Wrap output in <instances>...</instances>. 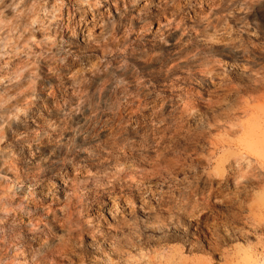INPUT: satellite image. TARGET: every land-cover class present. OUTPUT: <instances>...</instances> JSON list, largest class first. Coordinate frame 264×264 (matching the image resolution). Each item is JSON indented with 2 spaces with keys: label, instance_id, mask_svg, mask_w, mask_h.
I'll list each match as a JSON object with an SVG mask.
<instances>
[{
  "label": "rangeland",
  "instance_id": "1",
  "mask_svg": "<svg viewBox=\"0 0 264 264\" xmlns=\"http://www.w3.org/2000/svg\"><path fill=\"white\" fill-rule=\"evenodd\" d=\"M210 1L0 0V264H264V68Z\"/></svg>",
  "mask_w": 264,
  "mask_h": 264
},
{
  "label": "bare ground",
  "instance_id": "2",
  "mask_svg": "<svg viewBox=\"0 0 264 264\" xmlns=\"http://www.w3.org/2000/svg\"><path fill=\"white\" fill-rule=\"evenodd\" d=\"M212 2H214V4H212ZM212 2L210 1V3L212 4V6L214 5V6H218L215 10H218L220 13H221V15L223 14V13H227V12H229L228 14H232V18H230L231 20H227V18H228V16H223L222 15V19L219 21V23H217L216 22V20H215V22H214V20H213V18H214V16H213V18H211L212 20L210 21V19L209 20H206V24H205V27L204 28H201L202 29V31L200 30L199 31V36L198 35H196V36H198V37H204L205 39L207 38L208 39V37H210L211 36V34L209 35L206 31H209L208 30V28L210 29H213L214 30V33L213 34H218V32H219V30H220V32L222 31V32H224L223 34H220L219 35V38L217 37L218 35H216V37L219 39V43L220 44H224V47L223 48H225L226 46H229V47H231L230 48V51H232V52H229L228 54H230V55H227V56H229L228 58L232 61V64H234L235 66H237V67H239V65L240 66H246L247 68L245 69V70H247V71H249L250 73H252L254 70H256L257 68H258V70H262L263 68H264V59H263V57H264V49H263V47H261V46H259V45H257V43H254V41H252L253 39H256L257 41L262 37V35L264 34V33H262V30H264V21H263V19H264V15L260 12V10L262 9V10H264V0L262 1L261 0V2L259 1V0H257V1H255V0H212ZM243 11H246V13H243ZM216 12V11H215ZM194 14H195V11H194ZM214 14V13H213ZM196 16V15H195ZM197 16H198V14H197ZM210 16H212V15H210ZM198 18V17H197ZM206 18H208V17H206ZM216 18V17H215ZM205 19V18H204ZM216 19H218V18H216ZM199 20V19H198ZM219 20V19H218ZM232 25V27H230ZM205 28L207 29V30H205ZM217 28H219V30H217ZM204 29V30H203ZM211 32V31H210ZM231 32H233L234 33V36H232L231 35ZM258 32V33H257ZM257 33V34H256ZM258 35H259V39H257V37H258ZM227 36V37H226ZM211 37H213L214 38V36H211ZM196 38V37H195ZM194 39V38H193ZM199 39V38H198ZM197 39V40H198ZM206 39V40H207ZM211 40V39H210ZM193 41V40H192ZM195 42V41H194ZM258 42H260V41H258ZM188 44H189V42H188ZM191 44H193V43H191ZM197 44H198V42H197ZM194 46V45H193ZM200 46V45H199ZM199 46H198V48H199ZM220 46H222V45H220ZM194 47H196V46H194ZM193 47V48H194ZM192 48V47H191ZM190 48V49H191ZM192 48V49H193ZM220 48V47H219ZM228 48V47H227ZM191 49V52H194V51H196L195 50V48H194V50H192ZM229 50V49H228ZM197 51H199V49L197 50ZM226 52H227V50H226ZM197 53V52H196ZM198 53H201V51L200 52H198ZM197 53V54H198ZM195 56H196V54H195ZM226 56V57H227ZM192 59V58H191ZM190 59V60H191ZM195 59H198V58H195ZM192 60H194V59H192ZM191 60V61H192ZM187 61H189V60H187ZM187 61H186V63H187ZM199 61V60H198ZM207 61V60H206ZM194 62H195V60H194ZM189 63H191V62H189ZM196 63H197V61H196ZM205 63V62H204ZM191 64H193V63H191ZM199 64V68H204V67H206V65L205 64H200V62L198 63ZM243 64V65H242ZM185 65V64H184ZM187 66V65H186ZM189 66V65H188ZM191 66V65H190ZM208 66V65H207ZM176 67V66H175ZM198 67V66H197ZM189 68H192V67H189ZM208 69V68H207ZM210 69V68H209ZM206 70V69H205ZM212 70V69H211ZM211 70L209 71V73L211 72ZM203 71V70H202ZM206 72H208V71H206ZM205 71H203V73H206ZM191 74H193V72L191 73ZM195 74V73H194ZM197 74V73H196ZM212 78V77H211ZM260 84H264V81H262ZM139 85V87H140V85L141 84H138ZM263 87H264V85H263ZM121 88H122V86H121ZM139 89V88H138ZM141 89V88H140ZM117 90V89H116ZM139 90H137V92H138ZM225 92V91H224ZM114 93V92H113ZM116 93V92H115ZM114 93V95H116ZM139 94H142V92H141V90H140V92H139ZM144 95V94H143ZM135 96H137V97H139L140 95H137V93H136V95ZM114 97V96H113ZM113 97H111V98H113ZM115 98V97H114ZM113 98V99H114ZM260 98V97H259ZM261 98H264V96H261ZM260 98V99H261ZM237 103L236 104H239L238 103V100H239V98L237 97ZM112 101V100H111ZM130 101V100H129ZM129 101H128V104H129ZM140 101V100H139ZM162 103V102H161ZM235 104V105H236ZM240 107V106H239ZM238 107V108H239ZM139 109V108H138ZM247 109V108H246ZM240 110V109H239ZM252 110V109H251ZM254 110V109H253ZM141 111V110H140ZM244 111H246V110H244ZM247 111H249V110H247ZM246 111V112H247ZM135 112V111H134ZM239 113V112H238ZM242 113H243V110H242ZM245 113V112H244ZM248 113V112H247ZM246 113V114H247ZM250 113V112H249ZM252 113H253V111H252ZM259 132H257V134H258ZM249 135V134H248ZM255 136V135H254ZM251 139V138H250ZM255 139V138H254ZM254 139H251V144L249 145V149L252 151V153L255 155V156H261V154L263 155V152H264V146L262 145V144H260V142L259 141H257V140H254ZM246 140V139H245ZM260 140V139H259ZM248 148V147H247ZM240 150H242V149H240ZM248 152V151H247ZM249 153H251L250 151H249ZM246 154V153H245ZM245 154H243V155H245ZM247 155V154H246ZM249 157V155L247 156V158ZM251 157V156H250ZM248 158L249 160L251 159V158ZM245 160H247V159H245ZM228 160H226V163H227V166L229 167L228 169H230V167H231V163L233 162V160H231L232 162H227ZM254 161L256 162V163H258L259 165L261 164V159H258V158H256L255 160H254V158H253V163H254ZM255 164V163H254ZM263 164V163H262ZM261 164V165H262ZM264 165V164H263ZM262 165V166H263ZM224 166H225V164H224ZM227 166L225 167V168H227ZM248 167H249V165H247ZM256 166V165H255ZM234 167V166H233ZM232 167V168H233ZM254 167V166H253ZM258 168H259V166H257ZM264 167V166H263ZM250 168H252V166L250 167ZM249 168V169H250ZM255 168V167H254ZM258 168H255V169H257V172H259V171H261V170H259L258 171ZM260 168H262V167H260ZM253 169V168H252ZM255 169H254V172H252L251 171V169H250V171L252 172V176L254 177V173H255ZM227 170V169H226ZM264 170V169H263ZM230 171V170H229ZM247 172H246V174L248 175V172H250V171H248V170H246ZM227 172V171H226ZM237 172H239V171H237ZM262 172V171H261ZM219 173H221V171L219 172ZM228 173V172H227ZM227 173H225V174H227ZM241 173V172H240ZM239 173V174H240ZM245 173V172H244ZM264 173V172H263ZM217 174V173H216ZM225 174H218L219 175V178L218 179H216L215 178V176H213L212 174H209V177L207 178V180L205 181V183H204V186H206V185H219V187L220 186H222L223 184H226V181L228 182V180H229V178H228V176H226ZM235 174L237 175V173L235 172ZM256 174V173H255ZM262 173H257V177H255V178H258V177H260L261 178V175ZM224 175V176H223ZM230 175V174H229ZM234 175V174H233ZM233 175H231V176H233ZM236 175H234V177L236 176ZM249 175H251L250 173H249ZM248 175V176H249ZM261 175V176H260ZM238 176V175H237ZM243 176V175H242ZM263 176H264V174H263ZM262 176V177H263ZM233 177V178H234ZM245 177H246V175H245ZM251 177V176H250ZM232 178V179H233ZM236 178V177H235ZM234 178V179H235ZM241 178V177H240ZM248 179H244L245 181L246 180H250V179H252V177L249 179V177H247ZM239 179V177L237 178V180ZM236 180V179H235ZM253 180V179H252ZM256 181L258 180V179H255ZM260 180H263L262 178L260 179ZM234 181V180H233ZM241 181V180H240ZM243 181V180H242ZM264 181V180H263ZM263 181H261V182H263ZM237 182V181H236ZM260 181L258 182V183H256V184H260L261 183ZM230 183V182H229ZM241 183V182H240ZM254 183H255V181H254ZM264 183V182H263ZM234 184V183H233ZM237 184H239V183H237ZM244 184H246V183H244ZM253 184V183H252ZM234 185H236V184H234ZM261 185V184H260ZM264 184H262L261 186H263ZM239 185H237V187H238ZM241 186H243L244 188L243 189H245V186H247V187H249V188H251L250 187V185L248 186V184L247 185H242V183H241ZM240 186V187H241ZM254 186V185H253ZM259 186V185H258ZM261 186H259L258 188L260 189L261 188V190L263 189V191H264V186L263 187H261ZM247 187H246V190H247ZM255 187V186H254ZM235 188H236V186H235ZM238 188H236V191H238L237 190ZM242 189V190H243ZM254 188L252 187V190H253ZM256 189V188H255ZM241 189H240V191H242ZM245 190V191H246ZM250 190V189H249ZM258 190V189H257ZM235 191V190H234ZM235 191V192H236ZM251 191V190H250ZM262 191V192H263ZM234 192V193H235ZM248 192V191H247ZM261 192V194H263ZM240 193V192H239ZM246 194V192H241V195H242V197L241 198H243L244 197V195L243 194ZM257 195L259 194V193H256ZM240 195V194H239ZM238 195V196H239ZM248 195H250V193L248 194ZM257 195H255L254 194V197L255 196H257ZM259 196V198L261 199V198H264V195H263V197H262V195H258ZM261 196V197H260ZM240 198V197H239ZM257 198V197H256ZM256 198H254V199H256ZM264 199H262L261 201H260V204H261V206H263L264 207V201H263ZM259 200L257 201V199H256V204H255V207L256 206H258V205H260L259 203ZM258 204V205H257ZM240 205V204H239ZM236 206V205H235ZM241 206V205H240ZM252 208H254L255 209V207H254V205H252L251 206ZM262 207V208H263ZM232 208V207H231ZM243 208V207H242ZM249 209H250V206L248 207ZM258 209H261V207L259 208V206H258ZM257 209V207H256V211L258 210ZM233 210H235V208H233ZM233 210H232V212H233ZM238 210H240L239 212L241 213V212H243V209H241L240 207L238 208ZM242 210V211H241ZM261 210H264V208L263 209H261ZM249 211V210H248ZM236 212H238V211H236ZM238 212V213H239ZM239 213V214H240ZM260 213H262V212H260ZM264 213V212H263ZM232 214V213H231ZM230 214V215H231ZM232 215H236L235 214V212H234V214H232ZM241 215V214H240ZM206 215H201V216H197L198 218H205L206 219V217H205ZM233 216V217H234ZM237 216H239L238 214L235 216V217H237ZM264 216V215H263ZM263 216L261 217V221L263 222L264 221V219L262 220V218H263ZM196 217V218H197ZM240 217V216H239ZM197 218V219H198ZM238 218V217H237ZM243 218V217H242ZM250 218V217H249ZM227 219H229V216H228V218ZM227 219H226V221H227ZM232 219H234V218H232ZM239 219H241V218H239ZM244 219V218H243ZM246 220H247V217L245 218ZM255 219V218H254ZM200 220V219H199ZM250 219H248V221H249ZM225 221V220H224ZM254 221V220H253ZM253 221H251V222H253ZM257 221V220H256ZM256 221H254V224H255V222ZM228 222V221H227ZM231 222V221H230ZM224 223H226V222H224ZM236 223V220H235V222H234V224ZM249 223V222H248ZM232 224V223H231ZM230 223H229V225H231ZM247 224V223H246ZM252 224V223H251ZM220 225H222V223L220 224ZM220 225H219V227H220ZM228 225V223H227V226L228 227H230ZM253 225V224H252ZM226 226V225H225ZM227 226H226V229H224L223 228V230H228L227 229ZM233 226V225H232ZM255 226V225H254ZM155 227V226H154ZM154 227H152L151 226V228H154ZM222 227V226H221ZM256 227V226H255ZM230 229H231V227H230ZM222 233H223V231H222ZM228 233H229V230H228ZM227 233V234H228ZM225 234V236H227V234L226 233H224ZM233 234H236V233H233ZM229 235V234H228ZM224 236V235H223ZM235 236V235H234ZM227 238V237H226ZM224 239V238H223ZM225 241V240H224ZM221 255H222V252H221Z\"/></svg>",
  "mask_w": 264,
  "mask_h": 264
}]
</instances>
